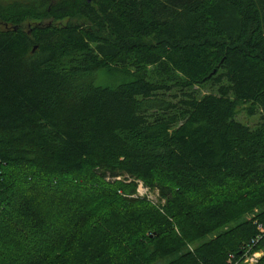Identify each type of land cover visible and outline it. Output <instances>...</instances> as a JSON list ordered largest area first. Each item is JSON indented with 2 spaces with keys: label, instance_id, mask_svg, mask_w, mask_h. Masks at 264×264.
Here are the masks:
<instances>
[{
  "label": "trees",
  "instance_id": "trees-1",
  "mask_svg": "<svg viewBox=\"0 0 264 264\" xmlns=\"http://www.w3.org/2000/svg\"><path fill=\"white\" fill-rule=\"evenodd\" d=\"M0 22V264L264 247V0H0Z\"/></svg>",
  "mask_w": 264,
  "mask_h": 264
},
{
  "label": "rangeland",
  "instance_id": "rangeland-1",
  "mask_svg": "<svg viewBox=\"0 0 264 264\" xmlns=\"http://www.w3.org/2000/svg\"><path fill=\"white\" fill-rule=\"evenodd\" d=\"M6 1H14V0H6ZM57 1L59 0H33L34 4L37 6H40L42 4H55ZM0 26L4 27V24L0 22ZM120 80H122V76H117V75H109L106 72H102L98 75L97 78V82L101 83V84H110L113 85L115 83H118ZM198 89V92H200L201 94L204 93H208V92H215V89L211 88V87H196ZM248 107L249 104H242L239 106L238 111H237V118L243 122L248 123L251 126H255L257 124H259L261 122V114L257 113L254 115H250L248 113ZM120 179H118L117 177H113L111 180H120V181H124L127 183L130 182H135L136 185V192L135 194H133L134 197H140V198H146L152 202L158 203L160 205H164L166 203V198H164L159 190V188H152L150 186H148L142 179H137V178H133L131 176H129L128 174H124V175H120ZM143 183L144 186L148 187L149 190L147 193L145 194H140L138 191L139 188V184ZM261 253V256L264 254V247L260 248L259 250ZM163 263V261L161 262V264ZM238 264H245L244 260H242L241 262H239Z\"/></svg>",
  "mask_w": 264,
  "mask_h": 264
},
{
  "label": "built area",
  "instance_id": "built-area-1",
  "mask_svg": "<svg viewBox=\"0 0 264 264\" xmlns=\"http://www.w3.org/2000/svg\"><path fill=\"white\" fill-rule=\"evenodd\" d=\"M119 179L121 177H118ZM149 190L148 187L144 186L143 183H140L139 184V188H138V191L140 194H145L147 193ZM262 231H264L263 228H261ZM259 240V237L255 238L252 240V243L255 244L257 243ZM252 249V246H250V248L248 249V251L244 254V256L242 257L245 264H254L256 262H258L259 258L261 257V253L260 251H251ZM238 263V262H237ZM237 263H234V264H237Z\"/></svg>",
  "mask_w": 264,
  "mask_h": 264
},
{
  "label": "water",
  "instance_id": "water-1",
  "mask_svg": "<svg viewBox=\"0 0 264 264\" xmlns=\"http://www.w3.org/2000/svg\"><path fill=\"white\" fill-rule=\"evenodd\" d=\"M88 1H91V0H88Z\"/></svg>",
  "mask_w": 264,
  "mask_h": 264
}]
</instances>
